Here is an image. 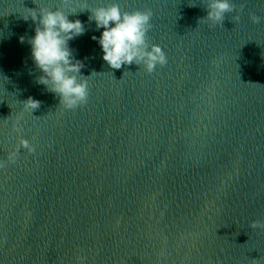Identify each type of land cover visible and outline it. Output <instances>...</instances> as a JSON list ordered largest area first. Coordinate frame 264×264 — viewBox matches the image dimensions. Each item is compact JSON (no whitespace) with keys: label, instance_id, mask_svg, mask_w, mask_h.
Here are the masks:
<instances>
[{"label":"water","instance_id":"water-1","mask_svg":"<svg viewBox=\"0 0 264 264\" xmlns=\"http://www.w3.org/2000/svg\"><path fill=\"white\" fill-rule=\"evenodd\" d=\"M108 2L0 0V264H264V0L222 23L208 0H119L153 13L168 62L151 73L102 59L84 8ZM55 7L86 28L74 109L37 83L28 43L25 18Z\"/></svg>","mask_w":264,"mask_h":264},{"label":"clouds","instance_id":"clouds-1","mask_svg":"<svg viewBox=\"0 0 264 264\" xmlns=\"http://www.w3.org/2000/svg\"><path fill=\"white\" fill-rule=\"evenodd\" d=\"M206 21L222 23L226 13L235 11L233 0H208ZM90 11L89 20L95 22L96 30H101L97 40L102 49V59L112 69H121L126 65H142L149 73L157 66L166 65L167 54L159 44H149L147 35L152 27L151 10L123 11L119 0H109ZM83 9V10H84ZM77 11L66 10L64 7L39 8L32 10L25 18L31 17L35 28V35L29 38L31 57L42 75L37 83L60 98V104L66 109H74L86 103L89 90L88 81L82 74L85 66L82 59L76 58L70 41L85 33L86 28L80 19H70ZM260 17H253L259 22ZM20 42H25L21 36ZM41 101L29 97L25 106L32 111L38 109ZM20 145L30 151L35 149L26 138H22ZM19 147L8 153L7 160L14 163ZM2 166V162H0ZM256 223H253V227Z\"/></svg>","mask_w":264,"mask_h":264}]
</instances>
